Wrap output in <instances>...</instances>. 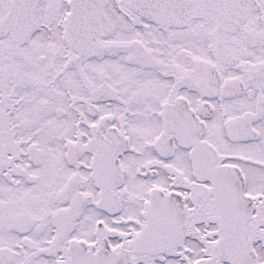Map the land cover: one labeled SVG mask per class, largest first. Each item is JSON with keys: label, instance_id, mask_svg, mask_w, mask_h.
Segmentation results:
<instances>
[{"label": "snow or ice", "instance_id": "obj_1", "mask_svg": "<svg viewBox=\"0 0 264 264\" xmlns=\"http://www.w3.org/2000/svg\"><path fill=\"white\" fill-rule=\"evenodd\" d=\"M0 264H264V0H0Z\"/></svg>", "mask_w": 264, "mask_h": 264}]
</instances>
